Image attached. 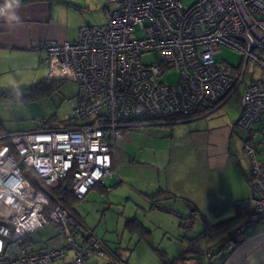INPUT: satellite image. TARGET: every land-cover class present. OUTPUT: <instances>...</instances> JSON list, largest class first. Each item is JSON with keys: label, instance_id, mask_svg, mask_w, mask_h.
I'll return each instance as SVG.
<instances>
[{"label": "built area", "instance_id": "built-area-1", "mask_svg": "<svg viewBox=\"0 0 264 264\" xmlns=\"http://www.w3.org/2000/svg\"><path fill=\"white\" fill-rule=\"evenodd\" d=\"M106 5L105 23L80 27L75 42L35 46L46 55L42 64L49 77L75 83L79 95L63 127L0 135V264H53L69 252L71 264L113 257L63 204L51 200L50 191L69 175L77 201L97 186L110 191L105 181L115 176L112 155L126 131L194 117L204 105L216 107L235 94V127L245 136L241 150L249 162L251 218L264 222V81L244 82L250 69L264 73V0H195L188 8L180 0ZM223 48L241 56L239 66L215 60ZM149 52L161 54V64L143 65L140 57ZM164 70L177 75L174 85L165 83ZM45 226L59 231L62 245L33 251L23 243ZM250 230V223L240 225L234 236ZM235 241L228 235L217 253H206L207 261L223 264Z\"/></svg>", "mask_w": 264, "mask_h": 264}, {"label": "crops", "instance_id": "crops-1", "mask_svg": "<svg viewBox=\"0 0 264 264\" xmlns=\"http://www.w3.org/2000/svg\"><path fill=\"white\" fill-rule=\"evenodd\" d=\"M105 7L107 5L103 0H40L28 2L22 6L6 7L5 12L7 14L15 13L19 16L20 20L18 23L12 22L11 24L3 18L0 21V90L14 89L13 87H18V85H21L20 83H29L31 81L32 77L30 78L26 74L40 68L43 60L46 59L44 53L35 50V46L38 43L45 40L75 42L80 27L98 23L96 19H93L96 16L95 13L99 12L103 23H105L103 14ZM108 7L113 8L114 5ZM46 79L54 80L49 77V74L46 76ZM206 113L203 112L186 120L167 125L149 126L151 131H149L148 141L145 142L146 146L143 148L146 151L144 157L147 160L151 158L152 162L157 163L158 159H161V151L163 150L166 153L170 144H175L176 142L178 144L184 143V158L186 160L191 159L193 167H202L198 168L202 177L198 176L196 181L199 182L202 178L201 183L205 185L210 179L212 182L217 178L224 184L223 191H226V189L229 191L227 203L221 207L223 210L217 212L216 217L214 216V220L212 221L205 218L199 231L193 230V233L190 231L189 233L184 232L182 234L181 230L177 228V231L173 235L164 230L160 244L162 245L165 238H167L170 246L158 249L152 247L151 231L146 229L142 224L144 232H135L132 233V236L127 235L130 238L129 242L123 245L124 238H121V240H118L117 236L112 238L108 230H106L107 228L105 229V234L97 231L101 225L100 222L109 214L107 211L100 217L97 226L93 227L88 225V221L81 217L79 210L74 206L73 211L83 222L84 227L92 231L96 238L102 240L114 255L113 257L106 256L102 259L93 258L89 260L88 264H130V258L135 252L140 253L143 251V253L148 254V249H151L157 255L159 254L161 264H208L206 253L208 251L217 253L224 237L238 226L247 222L251 224L250 232L247 236L239 239L235 250L225 259L223 264H264V222H252V219L249 217L254 207V203L251 201L249 195L245 197L246 199H243V195L238 193L237 190L232 193L226 185H229V181H227L229 179L227 177L228 173H234L241 177L239 173L241 168L239 155L245 158L241 150L245 136L235 127V124L217 127L209 124L211 116H208ZM132 134H125L124 139L112 155V167L115 177L119 179L117 182L119 185L129 180V178H126V175H120L119 164L131 167L134 161H136L130 155V149H134L136 146L135 140H132ZM155 147L158 151H155ZM141 150L142 147H138V151ZM158 152H160V158L157 157ZM179 154H175L173 148L167 151L168 159L163 161L166 169L171 163V156L174 155L179 158ZM147 165L150 166L151 170H156L157 168V164ZM192 165L190 166L192 167ZM153 176L154 173L147 174L146 176L145 186L142 187H146V192L144 190H137L142 195V204L144 203L145 206L149 207L152 215H170L174 222L177 221L179 223V228L183 220L188 221L191 218L194 222V218L197 215L196 212L199 213L198 209L189 201L182 203L180 206L175 205L174 203L177 202L172 199H176V196L169 189L162 188L163 190H161V188H158V190H153ZM179 178V176L175 175L172 177L174 187L179 186ZM175 180L178 181L177 185L175 184ZM238 181L241 183L240 186H245L243 179H238ZM109 182V189L111 194H113V190L119 188V185H115L114 177ZM244 192L247 193L246 191ZM106 194L107 192L104 194L102 188L97 186L84 199L89 195H94L95 198L98 197V200H100ZM152 196H154V199L151 198ZM162 201L163 204H161ZM166 201H170L173 204L168 205L169 207L167 208L163 206L167 204L164 203ZM182 201L184 202V199ZM214 203V205L209 207L213 213L220 208L217 206H221L216 204L217 202ZM107 209L110 208L107 206ZM90 215L96 216V213L91 211V214L88 216ZM220 215L226 218L219 220L222 219L217 218V216L221 217ZM132 219L135 220L137 217L134 216L125 220L127 222ZM221 222H224V224L216 227ZM135 234H138L139 238ZM31 236L24 240L23 243L34 251L58 247L63 244V240L60 237L55 238L51 243L43 244L32 239ZM187 238L190 241L189 245H187L188 243H178V240L182 241ZM134 239H138V243L132 248L131 241ZM71 262L72 253L69 252L64 260L56 264H71Z\"/></svg>", "mask_w": 264, "mask_h": 264}, {"label": "rangeland", "instance_id": "rangeland-1", "mask_svg": "<svg viewBox=\"0 0 264 264\" xmlns=\"http://www.w3.org/2000/svg\"><path fill=\"white\" fill-rule=\"evenodd\" d=\"M183 4L184 8L190 7L195 0H180ZM106 2V0H103ZM113 6V5H112ZM110 8V7H109ZM114 8V7H113ZM110 8V9H113ZM95 18L98 23L91 24V26H101L103 25L102 16L99 12L95 13ZM134 36H138V33H135ZM216 61H223L227 64L237 67L241 61V56L228 48H223L221 53L215 57ZM140 61L143 65L149 66L152 64H161L162 62V55L157 52H149L145 53L140 57ZM164 78L165 83L169 86H172L177 81V75L172 71L164 70ZM49 74L47 66L41 64L40 68H37L34 72L26 74L29 75L31 81L29 83H20L18 87H13L14 89L18 88H28L30 86H34L43 79H46V76ZM35 79V80H34ZM252 80H262L264 81V73L260 70H249L245 77L244 82L246 84L250 83ZM243 86V85H242ZM242 86L238 89L237 93L242 92ZM79 95V88L75 83L70 81L61 80L55 86V88L45 97L41 98L40 101L23 105H8V104H0V124L2 128H4L7 132H22V131H30L36 130L39 127L42 128H61L65 125L64 121L65 118L70 116V113L73 108L76 107ZM210 117L209 124L214 126H232L236 123L240 113V101L238 98V94H235L231 97L228 101L224 104H219L213 110H211V106L204 105L203 107ZM234 128V126H233ZM258 125L254 127L256 130ZM149 126H144L133 131H126L127 133H135L132 134V140H135L136 146L135 148H131V156L136 159L134 161L133 166L127 167L125 165L119 164V173L121 176L126 175V178H129L128 181H124L119 185L118 177L114 176V183L115 185H119V188H115L113 190V194L111 191H108L106 196H102L100 200L98 197L95 198L94 195H89L86 199L82 200V202L74 203L75 208L79 210L80 215L82 218L88 221L89 226H97V223L102 217L103 213L107 211L109 213L105 219L100 222L101 225L98 227V232H102L105 234V229L108 230L110 236L114 238L117 236L118 240L124 238L123 245H125L128 240L130 239L128 236H132V233L137 230V225L142 224L146 229L151 231L152 234V247L162 249L163 247H169L168 239L165 238L162 245L160 241L163 238V231H167L171 234H175L178 228L181 230V233L184 232L189 233L190 231H199L201 229L202 222H204L205 218L209 221L214 220V216L216 217L217 212H221L225 203H227V198L229 191H226L223 187V183L221 180L219 181L217 178L211 182V179L203 185L201 179L196 181L198 176L202 175L199 173L198 168L192 165L191 159L184 158V143L176 142L175 144H170L167 151L170 149L175 151V154L180 153L178 156L179 158L175 157L174 155L171 156V163L168 168L166 169V165L164 164V160L168 159L167 151H161V159H158L157 163L151 161V158L148 160L144 157L146 151L143 149L145 142L148 141L149 137ZM137 132V133H136ZM235 132V131H234ZM238 132V131H237ZM236 133V132H235ZM243 135V134H242ZM131 137V136H130ZM138 147H142L141 151H138ZM158 147V146H157ZM155 151H158L156 147L154 148ZM160 158V152L157 153ZM240 159L239 162L241 163L240 168V176L234 173H228L227 181H229V185L226 184L231 192H235L237 190L238 193L243 195V199H246V196H250L249 191V184L246 174L248 175L249 170V162L248 159L239 155ZM170 160V159H169ZM147 164H157L156 170H151L150 166ZM192 165V167L190 166ZM244 171V172H243ZM246 171V174H245ZM232 172V171H229ZM153 174L154 180V189L158 190L161 188L169 189V191L173 192L176 196V199H172L177 203L175 205H181L182 203H187L189 201L192 203L199 211L196 212V218L188 219V221L183 220L180 224V228L178 226L177 221H173L170 215L167 214H154L152 215L148 206H145L144 203L142 204V195H140L138 191L144 190L147 191L145 186L146 183V176L147 174ZM157 173V175H155ZM179 176V186H175L172 184V177ZM212 178V177H210ZM209 179V177H208ZM238 179H243V183L245 186H240V182ZM110 179H107L106 187L109 188ZM175 184L177 185L178 181L175 180ZM149 182V180H148ZM211 182V183H210ZM222 183V184H221ZM117 185V186H118ZM149 186V185H147ZM163 188V189H162ZM247 189V190H246ZM246 191L247 193H245ZM142 192V191H141ZM149 192V190H148ZM237 193V194H238ZM143 194V193H142ZM226 196V197H225ZM144 197V196H143ZM186 198V199H185ZM184 199V202L182 201ZM221 206L216 212H212L210 210V206L214 205L215 203ZM167 203L163 206L169 207L168 205H172L170 201H166ZM140 204V205H138ZM163 204V201L161 202ZM143 207L141 208V206ZM108 208L110 209H107ZM140 208V209H139ZM91 211L96 213V216L90 215ZM214 211V210H213ZM216 213V214H215ZM200 214V215H199ZM134 216L137 217L136 221L130 226L126 225V218H133ZM221 217L217 216V218H222L219 220H224L226 217L220 215ZM133 220V219H132ZM219 222V221H218ZM211 225V224H210ZM239 227V226H238ZM237 227V228H238ZM236 228V229H237ZM234 229L232 232H234ZM193 231V232H194ZM192 232V233H193ZM201 232V231H200ZM231 232V233H232ZM124 233V236H123ZM138 233V232H137ZM230 234V233H229ZM228 234V235H229ZM128 235V236H127ZM226 235L224 239L227 238ZM58 236V231L53 229L51 226H45L32 234L31 238L36 240L37 242L46 244L51 243L55 238ZM137 238H139L138 234H135ZM183 236V235H182ZM223 239V240H224ZM189 239L178 240V243H184L189 245ZM191 240V239H190ZM193 242V241H192ZM138 243V239H134L131 241L132 248ZM171 243V242H170ZM125 248V247H123ZM127 248V247H126ZM188 248V247H186ZM131 250V249H130ZM149 253L145 254L143 251L135 252L133 256L130 258V264H161L159 258V254L157 255L151 249H148ZM128 256V255H127ZM99 259V258H96ZM59 261L53 263L56 264Z\"/></svg>", "mask_w": 264, "mask_h": 264}, {"label": "trees", "instance_id": "trees-1", "mask_svg": "<svg viewBox=\"0 0 264 264\" xmlns=\"http://www.w3.org/2000/svg\"><path fill=\"white\" fill-rule=\"evenodd\" d=\"M34 1H40V0H19V3H17V0H0V5L4 6L6 8V7H11V6H22L24 4H27L28 2H34ZM60 81L61 80L43 79L42 81H40L36 85L30 86L28 88L0 90V104H8V105L23 104V105H27V104L38 102V101H40L41 98L45 97L50 92H52V90L55 88L56 84ZM214 108H215V106L211 107L210 109L213 110ZM203 109L204 108L199 109V111L197 112L196 115H199L200 113L206 112L205 111L206 109L205 110H203ZM186 119L187 118H184V117H177V118H173L172 120H177V122H178V121H183ZM6 133H11V132L5 131L4 128H2V125L0 124V135L6 134ZM71 178H72V176L69 175L64 180V182L60 188L50 191V198L53 201H58L61 204H63L76 217V219L79 220L83 224V222L79 219V217L73 211V208L75 206L74 203H77L79 201L75 200L73 195H72V191L70 189ZM101 188L103 190V193L105 194L106 188H104V187H101ZM151 198L154 199V196H152ZM249 217L251 218V213H250ZM133 221H136V220H129L126 222V225L130 226L133 223ZM248 223L249 222H247L246 224H248ZM222 224H224V222L218 223L216 225V227H219ZM137 226H138L137 227L138 231H134V232L142 233V231H143L142 225L138 224ZM58 235H59V231H58ZM229 235L234 240H236L235 242L237 245L239 242V239L236 238L237 236H234L235 231L230 233ZM221 243H222V241H221ZM221 243H220V245H221ZM109 251L113 255V252H111L110 249H109ZM207 262H208V264H211V263H209V261H207Z\"/></svg>", "mask_w": 264, "mask_h": 264}, {"label": "clouds", "instance_id": "clouds-1", "mask_svg": "<svg viewBox=\"0 0 264 264\" xmlns=\"http://www.w3.org/2000/svg\"><path fill=\"white\" fill-rule=\"evenodd\" d=\"M17 3H19V0H17ZM0 18H3L6 20V22H8L9 24H11L12 22H19L20 18L18 15H16L15 13L12 14H7L3 9H0Z\"/></svg>", "mask_w": 264, "mask_h": 264}, {"label": "water", "instance_id": "water-1", "mask_svg": "<svg viewBox=\"0 0 264 264\" xmlns=\"http://www.w3.org/2000/svg\"><path fill=\"white\" fill-rule=\"evenodd\" d=\"M257 220L256 219H252V222H256Z\"/></svg>", "mask_w": 264, "mask_h": 264}]
</instances>
